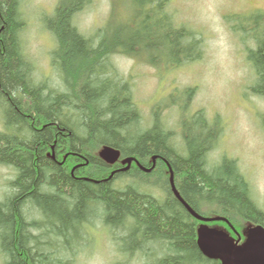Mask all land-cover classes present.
Masks as SVG:
<instances>
[{"label": "trees", "instance_id": "trees-1", "mask_svg": "<svg viewBox=\"0 0 264 264\" xmlns=\"http://www.w3.org/2000/svg\"><path fill=\"white\" fill-rule=\"evenodd\" d=\"M90 2L58 0L43 19L56 41L52 62L65 83L55 90L34 76V63L21 39V0H0V169L14 171L11 190L0 201L1 264H77L73 241L79 243L82 223L90 217L102 218L104 226L122 233L116 238L133 243L126 248L128 256L141 249L151 252L145 246L154 244L156 264H221L199 248L200 221L176 199L165 162L174 170L179 192L198 213L226 216L241 232L249 222L264 226V209L255 202L237 160L225 157L217 167L207 164L221 131L220 119L211 121L204 110L189 112L195 93L190 87L184 103L174 100L185 109L181 149L174 131L163 124L161 107L150 126L139 130L143 117L131 82L114 60L122 54L155 65L154 57L144 59L143 53L159 45L165 51L169 43L167 61L178 65L201 58L203 40L175 19L171 0H127L124 12L115 2L106 24L86 35L74 18ZM256 40L257 47L248 51L255 70L250 89L264 96V34ZM52 145L55 158L49 155ZM103 145L137 157L146 167L157 156V165L146 173L134 163L105 181L120 164L109 165L99 157ZM124 176L131 180L125 185ZM152 185L160 193L141 189ZM43 232L53 239L42 240ZM71 250L70 259L62 255Z\"/></svg>", "mask_w": 264, "mask_h": 264}, {"label": "rangeland", "instance_id": "rangeland-1", "mask_svg": "<svg viewBox=\"0 0 264 264\" xmlns=\"http://www.w3.org/2000/svg\"><path fill=\"white\" fill-rule=\"evenodd\" d=\"M57 2L21 0L20 10L25 21L21 39L34 63V76L47 80L49 87L61 90L65 83L51 57L56 41L43 20L45 15L53 12ZM115 2L120 3L119 9L124 12L127 0H91L75 15L74 22L84 34L89 35L110 19ZM169 8L177 21L185 23L203 38L200 47L203 57L170 65L167 61V50L171 49L169 43L165 51L159 50V45L151 53H143L144 59L152 60L154 57L155 65L140 58L116 55L115 64L130 80L133 99L143 117L137 127L139 130L149 127L153 113L161 107L163 124L174 131L175 144L181 149L184 142L180 118H185V109L178 108L174 100L180 99L184 103L186 89L194 86L196 89L189 112L204 110L208 119H220L221 131L217 143L207 155L208 166L217 167L225 157L237 160L255 202L264 209V96L250 89L255 83V70L248 59L249 49L257 47V37L263 39L264 17L259 12L264 13V0H171ZM231 24L233 26L230 27ZM184 55L177 54L181 58ZM13 172L10 167L0 169V201L11 190ZM127 177L124 185L131 181ZM156 177L153 176L151 182ZM119 183L114 184L118 186ZM142 186L140 184L139 187ZM153 187L141 189L160 193L159 186ZM41 219L44 221V216ZM80 235L79 243L73 241V248L78 249L77 264H156L159 258L152 253V249L156 251L157 247L154 244L145 246L151 252L147 250L145 253L141 249L128 256L126 248L133 243L116 238L122 233L110 225L104 226L100 217H90L82 223ZM52 239L46 235L42 240ZM67 240L72 243L70 238ZM50 251L54 255L58 253ZM72 251L70 255H62L70 259ZM2 258L0 251V264Z\"/></svg>", "mask_w": 264, "mask_h": 264}, {"label": "water", "instance_id": "water-1", "mask_svg": "<svg viewBox=\"0 0 264 264\" xmlns=\"http://www.w3.org/2000/svg\"><path fill=\"white\" fill-rule=\"evenodd\" d=\"M99 156L109 164L117 162L121 156V151L113 146L105 145ZM157 156H153L154 165L152 167L140 166L144 171L150 172L156 162ZM133 161H137L136 157H128L123 159L122 163H128L122 170H128ZM170 171V183L176 197L185 205L189 212L197 219L202 221L225 220L222 216L204 217L197 213L181 196L176 188L175 174L172 166L168 162ZM114 172L103 180L112 178ZM233 227V226H232ZM238 235L235 240L228 232L218 228L209 227L202 224L197 230V243L205 256L211 259L221 261V264H264V226L256 224L247 229L246 239L242 244H239L241 239L240 233L233 227Z\"/></svg>", "mask_w": 264, "mask_h": 264}, {"label": "flooded vegetation", "instance_id": "flooded-vegetation-1", "mask_svg": "<svg viewBox=\"0 0 264 264\" xmlns=\"http://www.w3.org/2000/svg\"><path fill=\"white\" fill-rule=\"evenodd\" d=\"M72 153V152H71ZM56 154V153H55ZM66 156H67V154L64 156V158H63V160L64 159H66ZM133 165H134V163L132 164V166L131 167H133ZM122 166H124L123 164H121L120 166H118V167H115V168H113V169H117V168H120V167H122ZM176 199H178V198H176ZM179 200V199H178ZM180 201V200H179ZM181 202V201H180ZM182 203V202H181ZM183 204V203H182ZM184 205V204H183ZM210 225V224H209ZM212 225V224H211Z\"/></svg>", "mask_w": 264, "mask_h": 264}, {"label": "bare ground", "instance_id": "bare-ground-1", "mask_svg": "<svg viewBox=\"0 0 264 264\" xmlns=\"http://www.w3.org/2000/svg\"><path fill=\"white\" fill-rule=\"evenodd\" d=\"M25 112V111H24ZM22 113H23V111H22ZM26 113V112H25ZM4 114H6V113H4ZM240 227V226H239Z\"/></svg>", "mask_w": 264, "mask_h": 264}]
</instances>
